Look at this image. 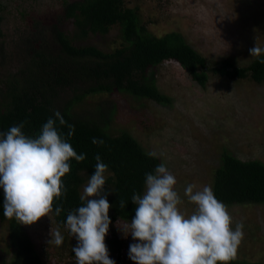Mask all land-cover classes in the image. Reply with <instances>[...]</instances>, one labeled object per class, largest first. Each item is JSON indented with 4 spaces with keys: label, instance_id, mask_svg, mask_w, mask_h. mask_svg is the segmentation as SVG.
Here are the masks:
<instances>
[{
    "label": "trees",
    "instance_id": "16d2710c",
    "mask_svg": "<svg viewBox=\"0 0 264 264\" xmlns=\"http://www.w3.org/2000/svg\"><path fill=\"white\" fill-rule=\"evenodd\" d=\"M3 1L0 0V21L6 9ZM126 3L127 0H63L60 19L49 28L35 20L20 3L13 4L12 11L19 18L13 33L24 46L25 59L17 74L0 79V131L25 121L24 131L34 135L53 115V110H59L67 124L74 125L72 146L78 154H85L84 161H70V172L62 178L67 191L53 202L51 213L60 230L66 229L67 212L82 203L79 199L82 185L95 170L97 154L108 165L105 194L110 204L109 217L114 222L131 221L136 207L131 201L133 191L142 192L145 173L161 163L159 157L150 156L128 132L113 135L105 125L98 124L103 121L101 118L93 121L88 115L74 112L87 96L120 92L159 104L168 102L151 72L164 62L180 66L202 88L210 75L230 81L245 80L253 89L264 84V52L254 55L244 67L235 65L229 58L210 66L179 32L152 34L142 22L138 7H128ZM65 21L72 30L60 27ZM113 30L118 33L119 45L110 51L82 44L91 35L103 36ZM261 32L259 48L264 49V24ZM0 52L4 60L2 45ZM62 130L67 132V126H62ZM93 137L104 143L93 144ZM218 162L210 183L218 199L228 206L254 208L264 204V162L241 160L225 149ZM3 199L0 190V222L7 224L4 250L10 259L3 257L0 264H48L25 228L14 217L4 216ZM120 200L125 202V207L120 206ZM57 205L63 209L60 215L54 211ZM63 236V244L70 242L67 233ZM105 243L110 256L119 255L125 246L124 240L117 236H106ZM70 255L75 257L73 252ZM230 264L262 263L235 258Z\"/></svg>",
    "mask_w": 264,
    "mask_h": 264
},
{
    "label": "rangeland",
    "instance_id": "374dc122",
    "mask_svg": "<svg viewBox=\"0 0 264 264\" xmlns=\"http://www.w3.org/2000/svg\"><path fill=\"white\" fill-rule=\"evenodd\" d=\"M62 1H3L6 9L0 21L3 34L0 48L2 45L6 56L3 60L0 52V79L17 74L25 59L24 46L13 33L19 20L12 11L13 4L20 3L35 20L49 28L60 19ZM126 5L138 7L142 22L152 34L179 32L210 66L229 58L235 65L244 67L254 56L249 50L262 44L264 0H127ZM60 27L72 30L68 21ZM117 34L113 30L103 36L91 35L82 44L110 51L119 45ZM151 72L168 102L159 104L120 92L103 93L87 96L74 112L84 117L88 115L93 121L101 118L103 121L98 124L105 125L109 133L128 132L147 152L155 151L176 177V190L184 200L181 209L191 213L194 205L184 197V188L189 183L198 187L211 183L222 149L241 160L264 162V84L254 90L248 81H230L210 75L202 88L180 66L166 62ZM228 209L233 226L244 225V238L236 258L264 264V204L254 208L228 206ZM127 223L121 219L111 221L106 235L117 236L125 242L119 255L110 256L119 264H134L128 257L132 237L124 238L121 232L125 231ZM21 225L44 262L76 264L70 252L77 241L67 228L61 232L68 234L70 242L65 241L63 247L48 243L50 229H56L51 212L32 225ZM6 241L7 224L0 222V259L9 260L10 255L4 250Z\"/></svg>",
    "mask_w": 264,
    "mask_h": 264
},
{
    "label": "clouds",
    "instance_id": "9594fccd",
    "mask_svg": "<svg viewBox=\"0 0 264 264\" xmlns=\"http://www.w3.org/2000/svg\"><path fill=\"white\" fill-rule=\"evenodd\" d=\"M249 51L258 56L264 49L255 45ZM65 125L67 132L62 130ZM24 127L21 121L0 131V190L4 216L32 225L53 211L54 199L67 191L62 178L70 172V161H84L85 154L72 146L74 125L67 124L59 110H53L34 135ZM92 143L104 141L93 137ZM149 155L158 157L155 151ZM95 160V170L79 197L82 203L67 212L64 226L77 241L72 246L76 264H116L105 243L111 224L105 194L108 165L99 154ZM176 184L175 175L161 160L145 173L142 192L133 191L135 214L121 231L124 238L130 235L133 240L129 259L134 264H230L244 238L243 223L233 226L228 205L217 198L210 184L186 185L183 195L194 205L187 213L180 207L184 200ZM119 203L125 207L123 200ZM62 210L60 205L54 209L56 215ZM50 237L49 245L63 244L59 227L50 229Z\"/></svg>",
    "mask_w": 264,
    "mask_h": 264
},
{
    "label": "bare ground",
    "instance_id": "6f19581e",
    "mask_svg": "<svg viewBox=\"0 0 264 264\" xmlns=\"http://www.w3.org/2000/svg\"><path fill=\"white\" fill-rule=\"evenodd\" d=\"M1 115H2V114H1ZM15 118H16V117H15ZM15 118H14V119H15ZM9 119H10V118H9ZM11 119H12V118H11ZM2 121H3V119H2ZM8 121H9V120H8ZM3 125H4V124H3ZM11 125H12V124H11ZM11 125H10V126H11ZM1 126H2V125H1ZM8 126H9V125H8ZM4 128H5V127H4ZM3 130H4V129H3ZM26 131H27V130H26Z\"/></svg>",
    "mask_w": 264,
    "mask_h": 264
}]
</instances>
